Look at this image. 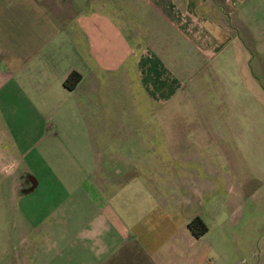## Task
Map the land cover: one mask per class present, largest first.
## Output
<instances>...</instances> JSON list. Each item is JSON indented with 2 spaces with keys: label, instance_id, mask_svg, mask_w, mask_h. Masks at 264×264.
I'll list each match as a JSON object with an SVG mask.
<instances>
[{
  "label": "crops",
  "instance_id": "0c3cea01",
  "mask_svg": "<svg viewBox=\"0 0 264 264\" xmlns=\"http://www.w3.org/2000/svg\"><path fill=\"white\" fill-rule=\"evenodd\" d=\"M73 71L82 78L68 90ZM116 71L124 90L163 103L183 79L220 80L205 108L234 112L214 122L232 128L235 153L209 158L205 130L175 131L161 149L158 131L123 129L104 145L47 139L61 153L41 155L38 174L25 167L34 143L57 137L28 117L68 113L35 102L54 101L55 87L61 107L87 119L83 103L113 88ZM254 184L263 192L264 0H0V264H264V224L236 230ZM195 217L208 227L199 237Z\"/></svg>",
  "mask_w": 264,
  "mask_h": 264
},
{
  "label": "rangeland",
  "instance_id": "374dc122",
  "mask_svg": "<svg viewBox=\"0 0 264 264\" xmlns=\"http://www.w3.org/2000/svg\"><path fill=\"white\" fill-rule=\"evenodd\" d=\"M139 39L143 40L142 38ZM55 44H61L59 38H57ZM142 45V43L139 44L136 42L133 48L137 52H140L142 50ZM124 74L123 71H116V73H113V76H111L113 78L108 76L109 80L113 82L110 81L113 88H103V90H101L103 95L100 100L98 97H94L93 99L89 98V103H83L87 111L85 114L88 115V118L84 120L74 115L72 110L69 112L68 109H66V107L69 108L72 105V102L65 103L64 108L61 107L64 99L62 94H60L55 87H53L54 95L52 96L54 101L38 99L35 104L37 107H40V109L47 111L46 104H48L49 108H52V111H55L57 107L58 110L60 108L62 112L66 111L69 114L59 113V115H56L54 118H43L35 111L32 116L28 117V119L31 118L32 120L34 131L36 132L37 129L41 130V137H45V133H47L44 127L47 126V123L52 127V130H56L57 137H52L49 133L43 142H39L37 146L34 143V148H32L30 154L27 152L29 154L27 158L29 163L25 164V167L35 170V161L38 162L40 156L45 152L51 151L53 153H58L60 151L61 153L62 147L60 148V143H56L53 148H50V146H46L47 139L54 142H61L64 140L69 145L77 147L82 143H86L87 140L91 138L92 142L98 143V145H104L109 144V136L112 135V132L117 133L123 129L134 132L145 131V133L154 130L158 131L161 135V141L155 139V143H160L161 149H164L165 145H168V142L165 141L167 136H170L175 131L177 133L192 136L193 134L205 130L206 134L208 133L210 136H214L212 143H209L207 147L209 158L213 157L216 159V157H220V155H226L231 158L232 154L235 153L231 140L233 137L232 128L228 126L225 128L222 126L219 127L216 122H214L219 120L220 116L223 121H228L229 123L231 120L234 122V112H226L225 109H222L223 111L220 112L219 109L217 110L218 107H216V111L213 110L214 107L211 108V111H207L205 108L210 105L209 102L216 103L219 101L220 80L209 79L210 75L205 72L199 78L193 79V81L192 79H183L185 86H182L181 92L178 94L176 93L172 98L170 97L171 94L167 96L165 94L163 99L165 102L163 103V101L158 98H151L149 92L146 98L145 92L140 90V86L133 85L132 89L124 90V84L119 83L124 78ZM104 76L106 75L104 74ZM205 76H207V78H205ZM107 92L110 94L108 95ZM52 104L56 107H52ZM129 116L131 122L126 119L129 118ZM134 116L137 117L135 118ZM139 116H141V120L145 118V121L139 122ZM203 118L210 120L211 124L209 127L207 125L202 126L200 122H202L201 119ZM45 119L48 121L46 122ZM172 122H175V124L172 125ZM190 123L197 124L190 125ZM20 124H22V121L19 119L18 125L20 126ZM30 126L31 125L28 124V128ZM41 127H43V129ZM34 140L37 141V138ZM46 148L50 149L46 150ZM43 168H46V173H54V167L51 164L43 166ZM44 171L45 170H43V172ZM35 173L38 174V169L35 170ZM261 186L262 185L257 184L251 185V187H258L260 189V191L257 192L259 194L255 195V200L256 198L260 199L264 197V190L262 192ZM52 187L53 183L43 181V188L41 190L45 191L50 188L52 189ZM255 200L253 204L250 202L248 203L245 214L242 216L239 226L236 227L237 232L249 234V232L245 231V228L250 220L257 223L256 225L253 224V227H258L257 225H260V223L264 224V200Z\"/></svg>",
  "mask_w": 264,
  "mask_h": 264
},
{
  "label": "trees",
  "instance_id": "16d2710c",
  "mask_svg": "<svg viewBox=\"0 0 264 264\" xmlns=\"http://www.w3.org/2000/svg\"><path fill=\"white\" fill-rule=\"evenodd\" d=\"M82 76L78 71L71 72L68 77L66 78L64 85L68 88V90H73L76 88L77 84L80 82ZM190 231L196 236L199 237L203 234H205L208 230L207 225L204 223V221L199 218L195 217L190 223H189Z\"/></svg>",
  "mask_w": 264,
  "mask_h": 264
}]
</instances>
